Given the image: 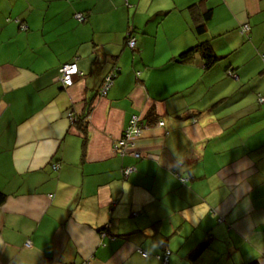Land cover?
<instances>
[{"label": "crops", "instance_id": "obj_1", "mask_svg": "<svg viewBox=\"0 0 264 264\" xmlns=\"http://www.w3.org/2000/svg\"><path fill=\"white\" fill-rule=\"evenodd\" d=\"M198 1L0 0V264H264V0H201L202 37Z\"/></svg>", "mask_w": 264, "mask_h": 264}, {"label": "trees", "instance_id": "obj_2", "mask_svg": "<svg viewBox=\"0 0 264 264\" xmlns=\"http://www.w3.org/2000/svg\"><path fill=\"white\" fill-rule=\"evenodd\" d=\"M204 1V0H203ZM203 1H198L197 3H193L191 5L188 6L187 10H190V27H192V32L194 33L195 36L197 37H202L205 35V32H206V27H207V23L210 21L211 19V14H212V9L209 8L207 9L206 6L204 5ZM202 3V4H201ZM204 5V6H202ZM76 14H79L81 16H83V21H78L76 18H75V15ZM74 18L80 22V23H83L85 20H86V15L84 13H75ZM132 29H129L126 34H125V46L131 50V51H134L135 49V44L132 48H129L128 45H127V42L130 40V39H133L135 41V38L132 36V32H131ZM249 32V26L248 25H243L240 29H239V33L240 34H245ZM195 55H198L199 56V59L202 61L203 63V70H209L211 69L215 64H217L220 60V58L214 53V51L212 50V48L210 47L209 43L207 42H201V43H198L196 44L195 46L187 49L186 51L182 52L181 54H179L176 59L174 60L175 62H178V63H185V62H188L190 61L191 59H193L195 57ZM70 64H73V63H70ZM75 64V63H74ZM114 70L116 71V68L113 69V73L110 75V76H113V78L115 77V72ZM229 75H232V71L231 70H227L226 71ZM109 75L105 76L104 78V82L105 83V79L106 77H108ZM104 87V84L102 85L101 89ZM260 101H263L264 99L263 98H259ZM137 117V116H136ZM72 123L76 124L79 129L84 132L85 130V123L83 120L81 119H76L75 117L72 118ZM137 126L139 127L140 129V135H141V131H142V128L144 127V123L138 122ZM128 127V126H127ZM126 130V129H125ZM125 132V131H124ZM124 132L122 134V137L121 139L124 137ZM139 138V137H138ZM53 170H56L58 169V165H53ZM186 179L183 178V179H180V182L183 183L185 182ZM4 199V195L0 192V203L3 201ZM104 230V229H103ZM106 230V229H105ZM104 233V232H103ZM106 234V232H105ZM158 237V236H157ZM157 240L162 243L161 246H165L167 240H163V239H159L157 238ZM208 241L205 240L203 241L202 243H200L196 248H194L189 256H188V259L190 261H195L200 255L201 253L206 249L208 248ZM141 251H139V254H140ZM147 255V253H145ZM141 255V254H140ZM170 255V251L169 250H165L163 255L161 256V261L163 264H167V259ZM148 256V255H147ZM147 256H142L143 258H147ZM166 257V259H164ZM247 264H258V261H253V262H249Z\"/></svg>", "mask_w": 264, "mask_h": 264}, {"label": "built area", "instance_id": "obj_3", "mask_svg": "<svg viewBox=\"0 0 264 264\" xmlns=\"http://www.w3.org/2000/svg\"><path fill=\"white\" fill-rule=\"evenodd\" d=\"M75 18L78 21H83V16H81L79 14H76ZM134 44H135V41L133 39H130L127 42V45L129 48H132L134 46ZM59 74H60V81L62 82V84L69 87L72 84V77L74 75L78 74L77 67L74 63L73 64H65L59 69ZM113 79H114L113 76L106 77L104 87L101 90L102 93H106V91H107L108 87L111 85V82ZM68 118L70 121H72V118H73L72 113L69 114ZM138 122H139L138 117L133 116L131 118V120L129 121L128 127L126 128V130L124 132V137L122 139H120V141L118 142V145L115 146V148L118 149L119 146L123 147V148L134 147L138 137L140 136V129L137 126ZM134 156L136 158H138L139 154L137 152H135ZM124 172H125V174H127L128 170H125ZM140 254L142 256H145V257L147 256L143 252H140ZM164 259H166V257Z\"/></svg>", "mask_w": 264, "mask_h": 264}]
</instances>
